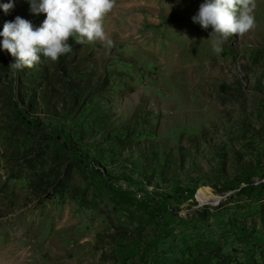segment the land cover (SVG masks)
Here are the masks:
<instances>
[{
  "label": "rangeland",
  "instance_id": "rangeland-1",
  "mask_svg": "<svg viewBox=\"0 0 264 264\" xmlns=\"http://www.w3.org/2000/svg\"><path fill=\"white\" fill-rule=\"evenodd\" d=\"M10 2L0 31L46 18ZM204 2L116 0L111 45L31 69L0 49V264H264V0L219 55Z\"/></svg>",
  "mask_w": 264,
  "mask_h": 264
},
{
  "label": "clouds",
  "instance_id": "clouds-1",
  "mask_svg": "<svg viewBox=\"0 0 264 264\" xmlns=\"http://www.w3.org/2000/svg\"><path fill=\"white\" fill-rule=\"evenodd\" d=\"M33 14H46L39 27L17 16L5 22L0 31V49L13 58L14 70L31 69L41 62H58L60 56L72 52V41L77 45L107 43L103 27L105 16L115 7L116 0H27ZM13 3L0 4L8 13ZM256 0H205L192 16V22L215 37L213 52L219 55L223 45L233 35L242 37L255 27Z\"/></svg>",
  "mask_w": 264,
  "mask_h": 264
},
{
  "label": "bare ground",
  "instance_id": "bare-ground-1",
  "mask_svg": "<svg viewBox=\"0 0 264 264\" xmlns=\"http://www.w3.org/2000/svg\"><path fill=\"white\" fill-rule=\"evenodd\" d=\"M200 199H203V200H205V201H211L210 199V197H208L207 195H205V194H202L201 196H200Z\"/></svg>",
  "mask_w": 264,
  "mask_h": 264
},
{
  "label": "trees",
  "instance_id": "trees-1",
  "mask_svg": "<svg viewBox=\"0 0 264 264\" xmlns=\"http://www.w3.org/2000/svg\"><path fill=\"white\" fill-rule=\"evenodd\" d=\"M29 185H30V187H31L33 190H35V189L38 188L37 184L34 183L33 181H32Z\"/></svg>",
  "mask_w": 264,
  "mask_h": 264
}]
</instances>
